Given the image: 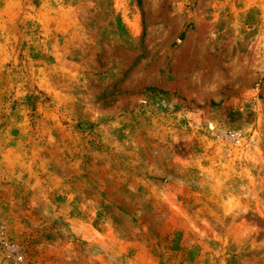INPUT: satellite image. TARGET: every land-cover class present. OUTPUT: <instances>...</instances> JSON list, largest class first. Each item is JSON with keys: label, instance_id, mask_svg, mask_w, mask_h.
<instances>
[{"label": "rangeland", "instance_id": "obj_1", "mask_svg": "<svg viewBox=\"0 0 264 264\" xmlns=\"http://www.w3.org/2000/svg\"><path fill=\"white\" fill-rule=\"evenodd\" d=\"M0 264H264V0H0Z\"/></svg>", "mask_w": 264, "mask_h": 264}]
</instances>
